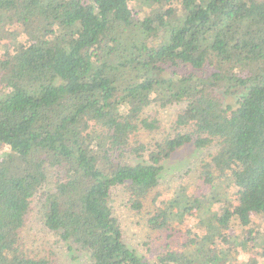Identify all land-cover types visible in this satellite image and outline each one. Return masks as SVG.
<instances>
[{
    "label": "trees",
    "instance_id": "trees-1",
    "mask_svg": "<svg viewBox=\"0 0 264 264\" xmlns=\"http://www.w3.org/2000/svg\"><path fill=\"white\" fill-rule=\"evenodd\" d=\"M0 50V264H53L24 250L37 199L90 264H264L233 250L264 244L245 234L264 216V0H0ZM182 104L172 134L140 141ZM187 145L214 149L196 190L181 179L158 200ZM118 190L178 245L150 259L130 247ZM190 217L202 235L180 229Z\"/></svg>",
    "mask_w": 264,
    "mask_h": 264
},
{
    "label": "rangeland",
    "instance_id": "rangeland-1",
    "mask_svg": "<svg viewBox=\"0 0 264 264\" xmlns=\"http://www.w3.org/2000/svg\"><path fill=\"white\" fill-rule=\"evenodd\" d=\"M174 6H179L175 4ZM5 44H9V40H5ZM3 50H0V57ZM186 105H177L160 112V119L162 128L158 132L142 131L140 133V141L147 145L153 144L156 140H161L168 134L173 133V127L176 116L180 110ZM214 152V149H198L194 145H187L176 152L169 160L164 163L165 169L161 176V182L156 192L160 193L158 200L167 199L171 196L173 187L184 179L189 183L195 184L192 190H196L198 183V167L202 160L207 159L208 156ZM133 163V162H132ZM58 177V171L50 169L49 183L46 191L55 188ZM155 194V193H154ZM235 192L233 191V197ZM41 199H37L33 204V211L26 228L23 232L24 250L32 257H47L53 264H90V258L82 254H72L67 244L61 242L60 238L54 233L50 232L44 223L41 214ZM113 205L118 216L121 219V224L124 228L125 241L130 247L136 248L140 254L146 256L147 259L153 258L156 253L165 251L168 247L175 248L179 237L168 238L166 232H157L152 230L147 223V211L138 212L131 208V203L125 194L124 190H118L113 196ZM233 205L238 206L237 202ZM224 206H217L216 211L221 213V208ZM231 206V211L234 210ZM190 222L185 223L180 229L186 233L202 235L201 229L195 225L194 217L189 218ZM234 223L239 225L236 217L233 218V223L228 230L229 237L239 235L240 230L234 227ZM245 234L257 239L258 236L264 237V216L255 215L252 219L251 225L246 228ZM233 244L230 245L233 248ZM237 253L240 261L246 260L248 257L256 258L264 263V244L255 250L233 249Z\"/></svg>",
    "mask_w": 264,
    "mask_h": 264
},
{
    "label": "clouds",
    "instance_id": "clouds-1",
    "mask_svg": "<svg viewBox=\"0 0 264 264\" xmlns=\"http://www.w3.org/2000/svg\"><path fill=\"white\" fill-rule=\"evenodd\" d=\"M12 149H11V146L10 145H5L4 148L2 149V151L4 152H10Z\"/></svg>",
    "mask_w": 264,
    "mask_h": 264
}]
</instances>
